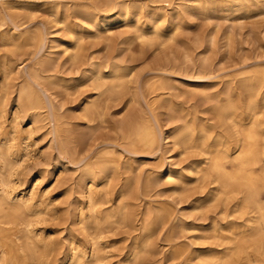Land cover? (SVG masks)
<instances>
[{
  "label": "bare ground",
  "instance_id": "1",
  "mask_svg": "<svg viewBox=\"0 0 264 264\" xmlns=\"http://www.w3.org/2000/svg\"><path fill=\"white\" fill-rule=\"evenodd\" d=\"M223 1L193 0L191 5L175 6L173 13L169 14L178 21L180 9L189 14L210 10L226 16L247 14L250 5L259 12L264 11V0ZM168 2L171 5L173 0ZM34 6L46 10L50 18L47 24L52 28L60 26L63 37L59 41L48 39L50 34L46 24L40 23L37 27L28 17L15 18L7 13L8 10L6 12V9L21 8L32 11ZM60 7L64 9L63 16L58 12ZM136 8V0H0V29L4 26L0 42L3 48L28 50L31 57L29 64L16 72L25 79V87L18 91L14 103L23 113L32 112L29 117L32 124L48 125L51 143L58 150L63 147L68 152L72 165H82L83 168L75 193L78 196L83 191L88 193L89 212L86 214L78 204L72 228L66 235L68 248L59 253L60 261L56 264H102L103 250L97 240L102 231L119 227L135 234L122 264H137L144 255L153 252L155 230L165 225L169 254L173 259V256L184 258L187 248L199 243L208 245V249L195 248L190 254L201 264H264V66L258 63L243 66L223 89L216 88L219 77L215 72L189 73L185 77L191 83L185 85L189 92L198 94L206 102L208 118L192 116L189 111L172 106L173 131L163 133L158 118L145 103V93L165 95L172 87L171 73L154 72L151 81L143 85L136 67L118 54L103 64L83 62L87 43L98 40L102 34H110L114 27L129 31L128 37L119 42L128 48L134 42H141L151 49L156 41L175 39L176 29L160 26L157 19L152 18L149 25L141 24L133 13ZM167 15L164 10L159 17L166 20ZM51 43H57L69 61L84 66L78 77L65 78L51 72ZM14 70L6 60L3 61L0 68V119L4 116L10 75ZM193 80L199 82L193 84ZM74 84L86 86L91 91L77 109L84 120L95 117L104 123L108 104L124 105L126 97L135 100L144 111V116L126 115L116 121L114 130L119 137L99 144L93 162L88 161L93 155L81 157L77 150L82 144L81 134L74 131L71 121L58 114L53 105V99L68 94ZM119 114L116 111L115 116ZM88 130L91 135L95 133L91 126ZM164 143L193 154L194 159L184 169L159 163L149 171L143 186L142 179H134L136 157L145 155L140 151L146 152L154 147L158 154ZM15 165L8 141L0 140V231L3 226L15 227L22 243L20 263L2 252L0 264H47L55 246L43 234L37 235L33 231V218L41 215L38 207L32 198L11 196L8 182L3 179L5 173L10 175ZM121 176L122 182L115 185ZM160 182L166 184L173 194L178 193L179 185L186 187L193 182H207L210 188L193 199L190 209L198 211L201 205L207 207L211 204L214 207L223 204L225 208L230 205V209L220 212L221 221L211 220L206 225L176 217V209L163 202L158 203L154 211L136 212L129 198L132 200L133 197L134 201L143 199V203L149 205L152 200H147L143 190H147L151 183ZM114 188H117L115 201L98 214L101 206L111 204L109 192ZM186 237L190 240L187 245L178 243ZM85 242L90 243L89 252Z\"/></svg>",
  "mask_w": 264,
  "mask_h": 264
},
{
  "label": "rangeland",
  "instance_id": "2",
  "mask_svg": "<svg viewBox=\"0 0 264 264\" xmlns=\"http://www.w3.org/2000/svg\"><path fill=\"white\" fill-rule=\"evenodd\" d=\"M77 1L86 2L88 0ZM136 1L137 8L133 13L141 24L149 25L152 18L157 19L160 26L167 29H176L174 30L175 39L173 41H156L151 49L141 42H134L128 48L125 44L119 45V42L121 39L128 37L129 31L125 28L114 27L110 34H102L98 40L87 43L83 62L92 61L103 64L118 54L127 63L136 67V72L141 75L143 85L151 81L154 72L166 71L171 73L172 87L165 95H147L145 93V103L158 118L159 127L163 133L173 131L174 115L171 109L172 106L189 111L192 116L197 115L208 118L209 113H207L206 102L198 94L191 93L187 89L186 85L190 84L191 80H186L185 76L189 73L190 75L196 74L197 71L205 73L206 70H210L212 73L215 72L219 77V85L216 88L223 89L230 79H235L240 72L239 69L243 66H251L254 63L264 66V11H257L253 5L249 6L250 11L247 14H234L231 16H226L220 12L212 13L210 10L205 12L197 10L189 14L180 9L178 21H175L169 14L173 13L172 9L175 6L178 7V5H191L193 0H173L171 5L169 2L167 3V0ZM222 1L219 0L223 3L224 1ZM164 10L168 13L166 20L159 17ZM6 12L12 14L15 18L28 17L37 24V27L40 23L46 24L47 32L50 34L48 39L59 41L63 37L60 26L52 28V25L47 24L50 18L42 7L34 6L32 11L22 8L6 9ZM58 12L63 16V7H60ZM74 17H72V20H74ZM2 30H4V26L0 29V32ZM51 46L53 47L50 51L52 61L49 69L51 72L56 76L61 75L65 78L78 77V73L81 69H84V66L69 61L60 52L57 43H51ZM28 53V50L23 49L22 51H16L12 48L8 50L3 48L0 42V68L3 61L6 60L15 69L14 73L10 75L9 94L4 108V116L0 119V140L2 142L4 140L8 141L16 165L10 175L7 176V173H5L3 179L6 183L8 182V192L11 196L32 198V202L38 207L37 210L41 215L33 218L34 225L32 228L37 235L42 236L43 234L52 244L54 243L55 250L47 258V264H56L60 261L61 255L59 253L65 252L68 248L66 235L72 228V222L77 215L78 204L81 205L86 214L89 212L88 193L83 191L79 196L75 193L77 192L75 185L77 179L81 176L82 165H72L71 159L67 155L68 152L63 147L58 150L51 143L48 125L32 124L29 118L32 112L23 113L17 109L14 103L18 97V91L25 87V79L21 77L20 73L17 74L16 72L22 70L25 64H29L31 57L28 56ZM197 82L199 81H192L193 84ZM235 87L239 91L237 85ZM90 93V89L88 90L86 86L77 87L74 84L73 89L68 94L63 93L55 100L53 99V105L58 114H62L66 120L71 121L74 131L81 134L82 144L77 148L81 153V157L93 155L88 160L93 162L97 158L96 148L99 144L119 137L114 130L116 121L126 115L132 117L135 115L144 116V111L143 107L137 104L135 100L126 97L124 105L108 104L104 123H100L95 117L91 118V121L84 120L80 113H77V109L82 100ZM116 111L120 112L118 116H115ZM44 112L42 111V113ZM86 121L91 123L87 124ZM88 126L95 130L93 135L88 130ZM162 147V151L158 154L157 148L154 147V149L146 152L140 151L145 155L140 154L136 157V162L133 165L135 169L134 179L137 177L140 180L142 179L141 184L143 186H145L149 171L159 163L173 165L177 169H184L194 159L193 154L182 152L178 148L170 147L169 144L164 143ZM92 150L93 153L90 154ZM129 177L132 178V176ZM121 182L122 176L114 184L118 185ZM204 183L193 182L186 187L179 185L177 194L170 192L166 184L161 182L158 184L151 183L148 189L143 190V192L145 197H148L147 200L153 202L151 201L149 205H146L143 203V199L134 201L132 197V200L129 198V203L134 204L136 212H144L147 210L154 211L155 206L163 202L176 209L174 214L176 217L180 216L187 222L195 221L198 225L202 223V225L209 224L211 220L221 221L222 215L220 212L229 210L230 205L227 208L223 204H216L217 207H214L213 204L207 207L201 205L199 212L190 209L193 199L202 196L210 188L207 182ZM116 189L110 191L112 194L109 192L111 204L101 206L102 208L100 207L97 210L98 214L102 213L103 208L105 209L113 204ZM93 194L97 195L95 189ZM262 195L264 196V193ZM167 229V225L156 228L153 237V246L155 247L153 252L146 254L147 256L144 255L137 264H201L194 259L190 252L195 248L207 250L208 245L202 246L197 243L199 247L197 245L188 248L185 246L187 250L184 258L173 256L175 258L173 259L169 254ZM74 235H76L75 231ZM134 235L133 232L120 227L102 231L97 240L103 250L102 264H122L125 259L124 255L131 249L133 241L131 238ZM18 236L15 227L3 226V230L0 231V255L3 252L6 257L13 256L16 259L15 262L20 263L22 243L18 240ZM189 241L186 237V239H180L178 243L187 245ZM85 245L89 252L90 243L85 242Z\"/></svg>",
  "mask_w": 264,
  "mask_h": 264
}]
</instances>
